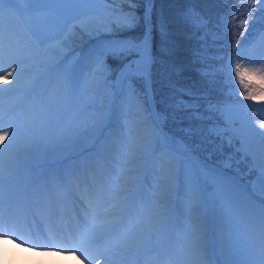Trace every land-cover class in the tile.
I'll return each instance as SVG.
<instances>
[{"label":"snow or ice","instance_id":"6c2138e0","mask_svg":"<svg viewBox=\"0 0 264 264\" xmlns=\"http://www.w3.org/2000/svg\"><path fill=\"white\" fill-rule=\"evenodd\" d=\"M216 2L240 5L221 21L236 41L223 67L198 54L209 83L226 72L225 98L170 82L159 112L151 29L140 40L118 35L136 24V5L154 0H0V85H8L0 87V239L59 249L80 264H133L144 250L158 253L157 264H264V118L251 112L264 105V0ZM188 15L207 30L204 16ZM150 16L145 8L146 26ZM82 33L102 38L69 61L64 49ZM180 113L210 121L208 136L190 142L192 126L179 129L183 137L164 133L169 118L183 123ZM147 125L150 137L140 132ZM210 138L238 145L247 171L232 154L213 160ZM140 168L163 195L141 197Z\"/></svg>","mask_w":264,"mask_h":264},{"label":"trees","instance_id":"16d2710c","mask_svg":"<svg viewBox=\"0 0 264 264\" xmlns=\"http://www.w3.org/2000/svg\"><path fill=\"white\" fill-rule=\"evenodd\" d=\"M251 5V4H247ZM234 7H240L238 4H221L216 0H154L153 3V19L155 17L157 24H155V35L159 36L154 41L155 50V64H154V78L161 77V70L165 62L166 52H170L168 57L171 58L175 65H178L181 70L177 73H173L174 78H180L185 85L184 88L191 89L193 92L201 96L215 97L221 94V90L217 85L211 84L206 81L202 76L200 69L203 66L202 62L198 59V54L207 55L209 62H213L217 59L220 52L226 51V49L232 48L235 44V39L232 36L231 31L227 35L224 33V25L221 23L225 14L229 13ZM144 8L146 5L144 4ZM247 11V9H245ZM189 13H195L197 16H204L209 22L207 30H197L193 26L194 17H190ZM230 19V17H229ZM166 24V31L163 30L159 24L160 22ZM252 22L249 21V24ZM235 26L239 28V25L234 22ZM251 28H249L250 31ZM243 29H240L242 31ZM238 35V34H237ZM247 35V34H246ZM166 38H171L170 42ZM95 39L90 37L87 42L81 46L85 47L88 42H93ZM176 41L175 44H172ZM167 47H170L167 49ZM166 49V51H165ZM204 49L205 52L201 53L200 50ZM200 82L196 83L197 81ZM179 82V80L177 81ZM201 85H209L208 91L202 88ZM170 86L167 87V89ZM201 110H203L204 101H200ZM180 118H183V123H177L180 127L184 124H188L196 120H189L186 113L178 114ZM199 124L208 125L209 122L198 121ZM200 124V125H201ZM197 125V129L201 127ZM195 127V128H196Z\"/></svg>","mask_w":264,"mask_h":264},{"label":"rangeland","instance_id":"374dc122","mask_svg":"<svg viewBox=\"0 0 264 264\" xmlns=\"http://www.w3.org/2000/svg\"><path fill=\"white\" fill-rule=\"evenodd\" d=\"M245 4H251L252 3V0H244ZM136 16L138 17V20L136 22V24L134 25V27L131 29V30H126L119 35L120 38H129V39H135V40H140L143 38V35L144 33L147 31L148 28L151 29V46H152V51H153V44H154V41L156 42V39L159 38V36H156L155 35V31L153 30L154 27H155V24H157V21L154 17V19H152V17L150 16V24H148L146 27H145V20H144V16H145V8H144V4L141 3V4H138L136 5ZM149 6L150 5H147L146 7L149 9ZM117 7H121L120 5H117ZM159 26L166 31V24L163 23L162 21L160 22ZM79 31V29L77 30ZM90 37H95V43L97 41V39H99L98 37L102 38V35L101 34H97V35H89V34H86V33H82L81 35H79L75 40H73L68 47H66L64 49V52H63V55L65 54V58H67L69 61H75V60H78L80 59L81 57L85 56L89 51L90 49L92 48V46H88L86 49H87V52H86V49L83 50L81 47L79 46H83L86 42H87V39L90 38ZM170 39L171 38H166V40L168 42H170ZM176 41H173L172 44H175ZM251 47V46H250ZM170 48V47H167V49ZM166 51V49H165ZM155 50L153 51V55H154V58H155ZM170 52H166L165 55H167V57L165 58V62L163 64V68L161 70V77L160 78H154L153 77V84H152V87H153V90L155 92V100H156V110L159 111V112H164V110L166 109V105L169 103V97L171 95V89L167 87L169 86L170 82L171 84L173 85H176V86H179L182 85L183 83L182 82H177L180 78H174L172 76L173 73H177L178 71L181 70V68L178 66V65H175L174 61L169 57ZM156 61V59H155ZM217 64V63H216ZM110 65H111V68L112 69H116L118 67V65L114 62V61H110ZM117 65V66H116ZM215 67H217L215 64H213ZM221 67V66H219ZM153 70H154V65H153ZM110 82H112V80L110 79ZM215 85V83H213ZM203 86V85H202ZM209 85H206L204 86V88H208ZM137 87H140L142 89V85L139 84V82L137 83ZM155 88V89H154ZM208 91V89H206ZM163 101V103L161 102ZM245 104H254L255 102H246L244 101ZM264 106H262L261 104H258L256 103V106L255 108H253L251 110L252 114L254 117H262L264 118V113H261V112H258L256 111L257 108H262ZM159 109V110H158ZM133 111H135V109H133ZM246 111H248L246 109ZM200 125L198 120L195 121V124ZM259 122H261V120H257V119H253V124L256 125L258 127V124ZM167 124L169 125H173L172 128L174 129V133H171L169 132L168 130H166L164 128V125L162 126V131L168 135H171V136H174V137H183V136H180L178 135L179 134V129L180 127L172 122L171 120H168L166 122ZM165 123V124H166ZM193 126V125H192ZM212 126V125H211ZM210 126V128H211ZM194 127V126H193ZM202 128L207 130L208 131V127L204 124L202 125ZM152 126L151 125H147L145 127H142L140 129V132H141V135L143 136H146V137H150L152 135ZM178 131V132H177ZM201 136L199 134L196 135V137L193 138L192 141L190 142H194V143H199L197 142V139L196 138H200ZM196 139V141H194ZM186 142H189V141H186ZM217 142V147L221 148L222 150L224 148H229L230 151L227 153L228 154H232L234 156V159L236 161L235 165H234V168H238V171L239 173H245L248 169V167L250 166L251 162H250V158H244L243 157V154L242 152L240 151H237V147L238 145L236 146H228L227 144L221 142V140L219 139V141H216ZM216 146V143L214 142V146H213V141H207L206 144H205V148L207 149L208 152H211L212 150H214V147ZM218 152V149L217 150H214V153H217ZM226 151H222L221 154H219V159H223L224 155L227 154L225 153ZM202 155L205 154V153H201ZM156 171L159 172L160 169L158 170L156 168ZM230 175H237V172L236 171H233V170H230ZM152 177H151V180L148 182L149 185H152L154 184V179H153V172H152ZM245 179H252L250 178V176L246 177ZM243 182V181H242ZM145 194V191L143 192ZM147 197H148V193H147ZM10 239L12 240V238L10 237ZM252 241L254 244H257L258 241L256 240V237L255 235H253L251 237ZM9 251L13 252V249L11 247H8ZM1 250L2 251H8L7 249H3L1 247ZM1 251V252H2ZM17 253H20V251H17L16 252V255ZM18 256V255H17ZM48 257V256H46ZM39 261V260H38ZM34 264H36V262H34Z\"/></svg>","mask_w":264,"mask_h":264},{"label":"bare ground","instance_id":"6f19581e","mask_svg":"<svg viewBox=\"0 0 264 264\" xmlns=\"http://www.w3.org/2000/svg\"><path fill=\"white\" fill-rule=\"evenodd\" d=\"M65 56V54L63 55ZM0 87H8V85H0ZM88 145L84 144L80 146L79 150L83 151L85 148H87ZM139 167V166H138ZM158 170L160 169V164L157 162V167ZM140 173L138 174L140 177L144 178L143 179V184L145 185L147 182H149V179L151 178L152 171L150 168L144 169L140 168ZM138 171V172H139ZM137 181L140 180V178H136ZM155 182V181H154ZM160 187L156 183L152 187H150L151 194L149 197V201L155 199L158 196L163 195V192H158L156 191V188ZM144 188H141L140 191L138 192L141 194V190ZM14 241L9 240L8 238L6 239H0V241H6L13 249V252L9 251L8 247L3 248L7 249L8 251H2L0 247V264H34V262L39 261H48L52 259H57L63 261V264H80V261L77 260L73 256H65L60 254V250L52 252L53 250H48V249H43V250H34L33 245L31 244L30 246L22 247L20 244H23L22 240H18L15 237ZM24 239H29V237L25 236ZM2 251V252H1ZM20 251V253L16 252ZM48 256V257H46ZM156 258V259H155ZM83 259V257H81ZM157 260L159 259L158 253L154 251H149V250H144L138 254H134L132 257L133 264H139L140 262L144 261L143 264H147V260ZM84 264H88V261L85 260Z\"/></svg>","mask_w":264,"mask_h":264},{"label":"clouds","instance_id":"9594fccd","mask_svg":"<svg viewBox=\"0 0 264 264\" xmlns=\"http://www.w3.org/2000/svg\"><path fill=\"white\" fill-rule=\"evenodd\" d=\"M0 247L7 248L9 247L8 243L6 241H0ZM36 264H63V261L52 259L48 261H37Z\"/></svg>","mask_w":264,"mask_h":264}]
</instances>
